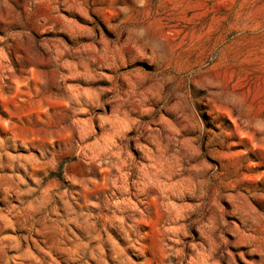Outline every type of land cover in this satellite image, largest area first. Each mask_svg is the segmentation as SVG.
Listing matches in <instances>:
<instances>
[{"label":"rangeland","instance_id":"rangeland-1","mask_svg":"<svg viewBox=\"0 0 264 264\" xmlns=\"http://www.w3.org/2000/svg\"><path fill=\"white\" fill-rule=\"evenodd\" d=\"M0 264H264V0H0Z\"/></svg>","mask_w":264,"mask_h":264}]
</instances>
